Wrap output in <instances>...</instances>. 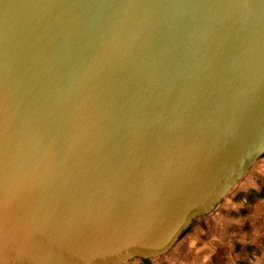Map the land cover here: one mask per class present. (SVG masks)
Listing matches in <instances>:
<instances>
[{
  "label": "water",
  "instance_id": "water-1",
  "mask_svg": "<svg viewBox=\"0 0 264 264\" xmlns=\"http://www.w3.org/2000/svg\"><path fill=\"white\" fill-rule=\"evenodd\" d=\"M264 156V0H0V264L167 253Z\"/></svg>",
  "mask_w": 264,
  "mask_h": 264
},
{
  "label": "rangeland",
  "instance_id": "rangeland-1",
  "mask_svg": "<svg viewBox=\"0 0 264 264\" xmlns=\"http://www.w3.org/2000/svg\"><path fill=\"white\" fill-rule=\"evenodd\" d=\"M264 178V156L258 159L242 179L227 193L222 201L214 208L212 212L207 215L197 217L192 220L191 225L186 229L175 245L164 255L152 259H138L134 258L125 264H199L200 254L210 251V240L214 234V227L210 224V216L217 213V210L226 206L230 202L243 204L248 199L244 194H237L245 190V187L254 186L261 183ZM250 193L249 197L252 198L254 189H247ZM247 192V191H246ZM252 192V193H251ZM248 232L243 231L240 233L241 237L236 238L235 247H233L234 262L232 264H264V237L259 236L258 240H252V235L249 237ZM262 234V233H261ZM263 235V234H262ZM241 239V240H240ZM202 241H208L206 246L202 245ZM240 241L242 243H240ZM242 244V245H241ZM209 254V252H208ZM142 260V261H141ZM205 264H215L210 259L204 261ZM203 263V264H204Z\"/></svg>",
  "mask_w": 264,
  "mask_h": 264
},
{
  "label": "crops",
  "instance_id": "crops-1",
  "mask_svg": "<svg viewBox=\"0 0 264 264\" xmlns=\"http://www.w3.org/2000/svg\"><path fill=\"white\" fill-rule=\"evenodd\" d=\"M249 185L245 187V190L237 192L239 195L244 194L248 199L247 203L245 200L243 204L230 202L210 216V224L215 226L214 234L210 237V251L200 254L199 264H203L207 259L215 264H232L234 257L231 252L235 247L236 238L241 237L240 233L243 231L248 232L249 237L252 235L250 237L252 240H258L259 236L264 237V178L261 179L259 185ZM249 188L255 190L252 198L249 197L250 193L247 190ZM207 242L202 241L201 246L207 247ZM240 243L242 242L240 241ZM181 264H186V262Z\"/></svg>",
  "mask_w": 264,
  "mask_h": 264
}]
</instances>
